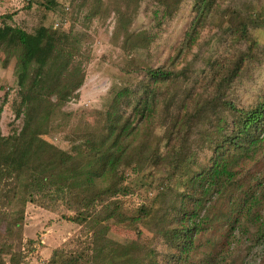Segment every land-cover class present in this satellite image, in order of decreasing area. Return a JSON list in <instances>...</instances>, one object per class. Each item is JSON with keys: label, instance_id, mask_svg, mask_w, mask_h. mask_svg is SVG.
Masks as SVG:
<instances>
[{"label": "rangeland", "instance_id": "obj_1", "mask_svg": "<svg viewBox=\"0 0 264 264\" xmlns=\"http://www.w3.org/2000/svg\"><path fill=\"white\" fill-rule=\"evenodd\" d=\"M167 8L174 12L168 14ZM3 22L30 33L51 29L71 35L77 52L72 64L81 68L82 83L54 111L42 135L70 153H76L82 137L99 125L100 114L119 88L140 89L145 69L164 66L174 70L177 79L156 84L160 99L172 97L171 113L159 110L138 130L150 147L145 153L158 152V158H144L141 164L136 159L117 170V185L125 194L106 196L88 209L80 207L74 194L59 191L39 197L40 202L25 204L21 228L12 236H5L0 210L2 264H121L113 254L125 247L144 262L153 258L158 264H171L168 255L173 249L161 230L172 226L168 214H176L182 199L188 210L191 202L185 193L193 187L186 178L172 176L168 161L158 160L188 132L180 120L171 126L184 111L213 127L222 119L230 121V104L245 109L264 95V0H0ZM15 62V54L0 50L2 135L19 131L22 125V116H15L20 100ZM193 123L189 127L195 136L188 139H195L197 163L207 165L210 152L198 144L208 124L199 132ZM262 136L237 167L241 183L237 200L250 192L257 196L250 214L238 231H230L220 214L218 221L204 222L206 234L178 264H264V235L257 232V223L252 224V214L264 220V131ZM111 201L119 205L121 215L138 220L103 218ZM220 201L217 210L229 208ZM164 210L169 220L161 226ZM100 247L103 253L110 250L109 257H98Z\"/></svg>", "mask_w": 264, "mask_h": 264}, {"label": "trees", "instance_id": "obj_2", "mask_svg": "<svg viewBox=\"0 0 264 264\" xmlns=\"http://www.w3.org/2000/svg\"><path fill=\"white\" fill-rule=\"evenodd\" d=\"M201 8L202 5L198 10ZM166 11L168 14L174 12L169 8ZM196 23L198 20L195 26ZM192 30L193 33L194 27ZM186 35L187 44L190 45L193 37L190 32ZM1 49L16 56L15 75L20 87V100L15 116H22L19 131L0 134V210L3 211L5 236H12L20 230L27 202H40L39 197L60 191L74 194L80 207L88 209L106 196L112 197L122 192L117 185L120 166L130 167L136 163V159L140 164L144 158L156 161L159 153H145L150 147L148 141L140 137L138 130L141 124L154 120L159 110L166 115L171 113L172 97L160 99L156 84L175 81L177 74L174 70L164 66L151 67L145 69L138 91L119 88L100 114L96 130L86 133L76 153H70L48 142L42 135L48 129L54 111L74 96L82 83L81 68L72 64L77 52L71 35L51 29L30 33L3 22L0 24ZM229 108L232 114L230 121L222 119L213 127L210 121L203 123L196 114H189L188 111L172 121L171 126L176 127L180 120V127H186L188 132L169 146L158 161H168L172 176H177L176 179L186 178L193 188L185 193L191 202L188 210L183 207L185 201L182 199L176 214H168L173 220L172 226L161 227L164 239L173 249L168 255L171 264H178L187 258L195 247L196 239L199 241L206 234L203 223L218 221V214L224 217L225 224L230 225V231H238L257 199L254 192H250L240 201L237 200L241 185L237 167L240 160L263 139L264 95L248 108H236L232 104ZM191 121L196 130L200 127L199 132L208 124L198 144L210 152L207 165L197 163V152L192 147L195 139H188L189 135L195 136L189 127ZM135 146L137 150H134ZM251 198L254 201L250 204ZM220 200L229 208L217 210L218 206L215 205L222 203ZM112 203L114 201L108 204L103 218L138 220L139 217L121 215L119 205ZM212 207L215 209L212 210ZM144 210L140 207L139 214H143ZM165 212L160 220L161 226L169 220ZM79 215H82V211ZM252 216V224L257 223V232L264 235V220L257 214ZM229 236L235 238L236 235L229 232ZM99 250V258L109 257L110 250L106 253H103L102 247ZM113 255L121 260V264H158L153 258L144 262L143 257L128 247ZM205 264H212V261Z\"/></svg>", "mask_w": 264, "mask_h": 264}]
</instances>
